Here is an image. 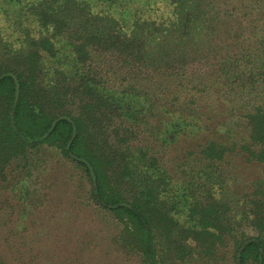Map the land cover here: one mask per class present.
Masks as SVG:
<instances>
[{
    "label": "trees",
    "instance_id": "obj_1",
    "mask_svg": "<svg viewBox=\"0 0 264 264\" xmlns=\"http://www.w3.org/2000/svg\"><path fill=\"white\" fill-rule=\"evenodd\" d=\"M5 1L0 264H264V0Z\"/></svg>",
    "mask_w": 264,
    "mask_h": 264
},
{
    "label": "rangeland",
    "instance_id": "obj_2",
    "mask_svg": "<svg viewBox=\"0 0 264 264\" xmlns=\"http://www.w3.org/2000/svg\"><path fill=\"white\" fill-rule=\"evenodd\" d=\"M5 0H0V28L3 34L6 35L8 41L11 42L13 47L23 49L27 43L22 41L23 39L27 38V36L31 37H36L39 33L40 30L33 25V23L28 22L30 20H23L22 18L17 21L14 18V9L10 7L8 2ZM4 8L5 11L2 9ZM5 12V14H4ZM8 18L14 19V21L9 22ZM25 33V34H24ZM22 41V42H21ZM58 57V58H57ZM70 57V53L67 49H60L56 52L55 55L53 56H44L41 59L43 70H44V75L45 77H49L52 73V70L55 67H62L63 69H69L70 65H68L67 58ZM67 63V64H66ZM264 168V165L262 166ZM258 168V167H257ZM257 168L255 167H244V166H239V175L240 178L238 179V183H232L229 181V184H224L223 185V197L226 199H233L235 195H238V193L241 192L242 187L240 183L241 177H246V176H253V174L257 173ZM243 180V179H242ZM75 212L78 213H84L82 211H79L76 207L70 206L69 203H67L64 206V210L61 212L59 217L61 218V225L62 223L66 224V227H57V224L54 223V226H52V233L50 235V238L53 240L52 244L54 245L55 249L58 248L60 244H67L70 247L74 248L76 245L73 236L78 232V231H86L88 230V226H85V218L87 219V216L84 217V219L81 218V215H75ZM67 222V223H66ZM97 227H100V231L98 232L99 239L104 238L105 241H107V227L105 226H95L91 227L92 230H95ZM71 230L72 232H75L74 235H71V238H69L67 243L66 241H62L61 238L64 237L63 233H66L67 231ZM106 237V238H105ZM71 254V253H70ZM72 255V254H71ZM95 256L92 254L90 258V262H94ZM187 264H202L199 261L193 260L188 262Z\"/></svg>",
    "mask_w": 264,
    "mask_h": 264
}]
</instances>
